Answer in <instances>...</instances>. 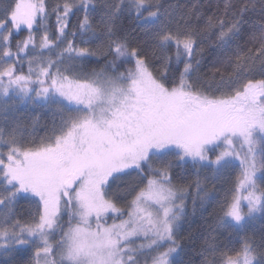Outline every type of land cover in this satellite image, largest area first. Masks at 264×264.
<instances>
[{
  "label": "snow or ice",
  "instance_id": "obj_1",
  "mask_svg": "<svg viewBox=\"0 0 264 264\" xmlns=\"http://www.w3.org/2000/svg\"><path fill=\"white\" fill-rule=\"evenodd\" d=\"M189 198L264 264V0H0V264H192Z\"/></svg>",
  "mask_w": 264,
  "mask_h": 264
},
{
  "label": "trees",
  "instance_id": "obj_2",
  "mask_svg": "<svg viewBox=\"0 0 264 264\" xmlns=\"http://www.w3.org/2000/svg\"><path fill=\"white\" fill-rule=\"evenodd\" d=\"M50 3H55L56 0H49ZM94 3L100 5L104 3V0H93ZM166 4H179L183 8H188L191 6L195 0H164ZM202 9L207 10L209 12L215 11L217 8L220 10L223 9V4L225 0H199ZM73 23L76 21V17H73ZM54 20V18H53ZM125 28H132L134 24L131 20L124 21ZM27 35L26 31L19 32L15 34L13 39L19 40L22 39L24 36ZM103 61H100L99 64L92 62L89 63L86 67V71H90L91 69L95 68L99 70L102 66ZM122 70V69H121ZM24 71H27V66L25 65ZM18 118H22V122L26 125L27 132H32L33 125L35 127V131L37 135H43L44 133L41 131L44 125H48L51 127L52 116L51 114L40 112L39 110H25L20 109L17 113ZM38 121V122H37ZM208 188L211 189V185H208ZM214 202V203H213ZM211 202V204H206V211H202L197 204V210L195 215L192 214V202L191 198L188 199V213L189 215L186 217L184 223L181 226L179 234L177 236L178 241L183 245L185 252L187 255L182 254V259L184 261H188L189 259L192 261V264H201V261L204 257L200 255V251L202 246L204 245L206 240L211 241L213 237H218L216 239V243L224 245L227 244L229 248H233L235 250H239L241 244L237 243L235 239L231 242L227 240V233L221 235L219 232H212L209 230V225H213L216 214L218 212V207L216 201ZM17 214L21 216H26L28 212V205L26 202L21 201L20 204L17 206ZM262 227L260 221H256L253 225L252 229L249 230L247 233L249 236L253 235L255 232L258 236V233ZM244 234L241 233V236ZM233 254V253H229ZM208 259L211 260V254H207Z\"/></svg>",
  "mask_w": 264,
  "mask_h": 264
},
{
  "label": "rangeland",
  "instance_id": "obj_3",
  "mask_svg": "<svg viewBox=\"0 0 264 264\" xmlns=\"http://www.w3.org/2000/svg\"><path fill=\"white\" fill-rule=\"evenodd\" d=\"M37 110H39L40 112H45V113H47L46 111L41 110V109H37ZM48 114H50V113H48ZM134 175H135V174L133 173V176H134ZM125 179H128V178L126 177ZM137 243H140V241H137Z\"/></svg>",
  "mask_w": 264,
  "mask_h": 264
},
{
  "label": "bare ground",
  "instance_id": "obj_4",
  "mask_svg": "<svg viewBox=\"0 0 264 264\" xmlns=\"http://www.w3.org/2000/svg\"><path fill=\"white\" fill-rule=\"evenodd\" d=\"M26 126V125H25ZM214 203V202H213ZM218 238V237H217Z\"/></svg>",
  "mask_w": 264,
  "mask_h": 264
}]
</instances>
